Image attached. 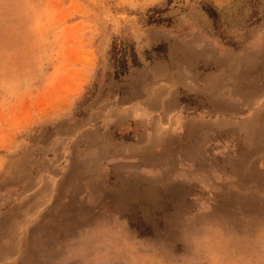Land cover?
Here are the masks:
<instances>
[{
  "label": "crops",
  "instance_id": "0c3cea01",
  "mask_svg": "<svg viewBox=\"0 0 264 264\" xmlns=\"http://www.w3.org/2000/svg\"><path fill=\"white\" fill-rule=\"evenodd\" d=\"M195 15L196 33L136 44L141 66L109 76L102 94L86 95L90 77L38 98L30 115L49 136L0 154V264H44L48 235L78 258H114L118 243L157 238L158 213L180 209L175 195L201 184L206 164L259 175L264 62L245 63Z\"/></svg>",
  "mask_w": 264,
  "mask_h": 264
},
{
  "label": "rangeland",
  "instance_id": "374dc122",
  "mask_svg": "<svg viewBox=\"0 0 264 264\" xmlns=\"http://www.w3.org/2000/svg\"><path fill=\"white\" fill-rule=\"evenodd\" d=\"M208 7L218 14L212 29L220 45L258 70L264 62V0H0V154H13L16 139L40 143L49 136L30 109L61 81L96 78L86 95L102 94L115 39L142 45L162 33L171 41L196 33L199 20L190 12L208 15ZM155 8L162 25L147 23ZM258 165L259 175L243 178L234 164L228 171L206 164L201 184L190 191L182 185L173 196L180 209L158 213L157 238L118 243L114 258H78L77 244L66 254L48 235L44 264H264V151Z\"/></svg>",
  "mask_w": 264,
  "mask_h": 264
},
{
  "label": "trees",
  "instance_id": "16d2710c",
  "mask_svg": "<svg viewBox=\"0 0 264 264\" xmlns=\"http://www.w3.org/2000/svg\"><path fill=\"white\" fill-rule=\"evenodd\" d=\"M151 12L150 15L146 16L148 19L147 23L149 25H162V23H164L163 18L156 15L159 13V10L155 8ZM206 12L209 17L216 22L217 12L211 7H208ZM109 54L111 56L112 71L109 72L108 77L113 76L117 80H122L128 75L130 68L141 66L136 43L127 38H121L118 41L115 39L111 44Z\"/></svg>",
  "mask_w": 264,
  "mask_h": 264
}]
</instances>
